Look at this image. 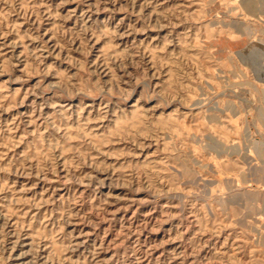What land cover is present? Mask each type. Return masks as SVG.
<instances>
[{
  "label": "clouds",
  "instance_id": "1",
  "mask_svg": "<svg viewBox=\"0 0 264 264\" xmlns=\"http://www.w3.org/2000/svg\"><path fill=\"white\" fill-rule=\"evenodd\" d=\"M244 13L242 0H0V264H153L184 233L143 252L140 236L189 213L200 235L232 241L209 264H264V186L194 125L219 25ZM230 188L257 211L234 214ZM134 205L153 207L105 244Z\"/></svg>",
  "mask_w": 264,
  "mask_h": 264
},
{
  "label": "rangeland",
  "instance_id": "2",
  "mask_svg": "<svg viewBox=\"0 0 264 264\" xmlns=\"http://www.w3.org/2000/svg\"><path fill=\"white\" fill-rule=\"evenodd\" d=\"M242 7L245 8L242 17H234L227 27L224 23L219 25L214 46L209 50L210 54L206 55L208 63L213 66L207 70L209 73L207 84L211 91L203 112L196 113L194 125L197 132L203 130L212 134L207 139L218 156H227L226 167L233 171L246 169L244 182L250 186H264V24L258 23V18L264 17V0H242ZM212 27L213 32H216V26ZM185 130L191 132L192 127L185 125ZM215 167L219 169V165ZM222 179L223 172H219L216 180ZM260 199L264 201V196ZM256 200L257 197L251 193L230 188L224 204L226 207L232 206L235 214L257 211L254 207ZM136 207H140V211L133 220L132 213ZM152 207L134 205L126 215L118 214L105 244L115 238L121 218L125 224L131 220L132 226L135 227L145 219V214L151 211ZM260 211H264V208ZM159 215L160 212L157 210L147 217L151 221L149 229ZM105 227L108 225L101 226L96 236L92 238L93 242L99 240ZM178 232L184 233L183 240L157 248L153 253V264L156 257L161 258L162 264H167L174 252L190 253L194 247L205 242L206 247H203L199 257H189L185 264H192L193 259L197 260V264H209L216 250L224 247L226 242L232 243L227 239V232L211 239L210 234L200 235V226L189 213L182 223L179 220L171 221L163 225L158 233L146 229L140 236L141 252L147 247L174 238ZM135 241V236L128 240L125 247L119 250L121 255L127 252L130 256ZM110 255V252L102 254L105 257ZM172 264H180V260H173Z\"/></svg>",
  "mask_w": 264,
  "mask_h": 264
}]
</instances>
